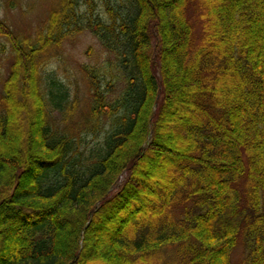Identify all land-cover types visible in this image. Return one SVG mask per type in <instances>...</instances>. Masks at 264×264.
<instances>
[{
    "label": "trees",
    "instance_id": "trees-1",
    "mask_svg": "<svg viewBox=\"0 0 264 264\" xmlns=\"http://www.w3.org/2000/svg\"><path fill=\"white\" fill-rule=\"evenodd\" d=\"M85 31L120 72L75 123ZM0 47V264H264V0H55Z\"/></svg>",
    "mask_w": 264,
    "mask_h": 264
},
{
    "label": "rangeland",
    "instance_id": "rangeland-1",
    "mask_svg": "<svg viewBox=\"0 0 264 264\" xmlns=\"http://www.w3.org/2000/svg\"><path fill=\"white\" fill-rule=\"evenodd\" d=\"M1 2L2 11L0 17L7 21V24L15 33L25 38L34 36L41 29V25L48 17L50 9L55 5V0H1ZM11 2L15 4L11 5ZM8 54L9 48L7 47L6 54L0 57V66L3 70L7 67ZM50 61L52 63L47 67V72L55 71L56 76L70 86L72 95L77 97L79 101V114L76 116L75 123L81 120V116L88 109L92 97L87 70L92 67L105 66L108 79L112 78L111 76L114 74L118 75L120 72L116 55L109 53L98 38L89 31H85L76 38L66 41L58 58ZM51 74L55 75L54 73H49V75ZM121 93L118 85H115L114 96L112 94L108 96L117 98ZM103 136L104 133H101L97 139H94L90 135L88 138L89 147L101 144ZM243 252V248L236 251L234 256L236 261L241 258ZM95 263L101 264L102 262Z\"/></svg>",
    "mask_w": 264,
    "mask_h": 264
}]
</instances>
